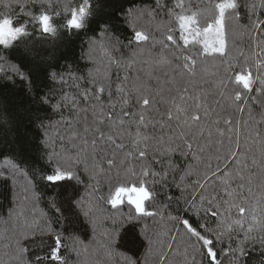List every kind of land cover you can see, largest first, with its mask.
Masks as SVG:
<instances>
[{
  "label": "trees",
  "instance_id": "trees-1",
  "mask_svg": "<svg viewBox=\"0 0 264 264\" xmlns=\"http://www.w3.org/2000/svg\"><path fill=\"white\" fill-rule=\"evenodd\" d=\"M81 2L82 0H0V15L11 14L15 21L27 23L29 33L19 37L7 48L0 46V264H17V247L25 250L23 259L27 264H61L49 256L57 235L62 238L61 257L67 264H126V258L138 260L139 264H162L157 256L148 255V241L142 231L145 225L148 226V235L154 239L162 228L169 229L172 234L183 231L179 224L174 225L168 220L169 215L179 216L181 219L190 218L193 225L216 226L215 218L203 212L197 215L189 211L185 203L186 199H192V184L197 179L196 175L185 176L189 166H198L191 153L177 150L164 154L155 148L156 138L163 136L166 139L179 131L177 121L167 120L169 105L161 101L160 97H157L156 105L147 113V127L140 128L141 132L154 138L149 142L148 155L143 161H132V165L137 170L141 165H146L154 172L161 173L163 178L156 177V183H153L152 177H148V186L155 192V196L147 202V207L149 210L159 209L163 219L158 215L139 222L129 221L127 217L132 207L125 201L117 212V209L101 200L100 197H106L111 190L108 179L103 175L98 177V182L91 179L83 165L80 166L79 182L73 180L52 185L42 179L49 172L47 159L54 149L60 152L62 149L78 148L81 143L79 140L75 143L70 140V128L81 136L85 135V127H99L106 135H114L117 143L125 145L123 151L118 152L117 159L122 158L123 152L130 150V136L125 134L121 138L108 122L96 125L94 121L101 111L105 115L112 113L115 117H119L122 110L139 113L140 107L134 95L129 104L121 103L117 85L124 83L125 76L129 77V84L133 77L149 79L146 75L148 66L142 61L149 58V53L152 56L159 54L161 48L151 41L142 45L146 51L131 68H118L110 63L109 57L128 60L136 49L133 41L134 28L160 40L157 25L161 20L168 19L166 9L175 0H160V4L165 7H158L157 0H89L90 14L86 17L85 27L69 30L64 27V6L67 4L76 7ZM212 2L213 0H185L193 11L202 10ZM260 2L261 0H239L240 27L230 26L228 37V52L231 57H235V72L244 71L245 56L255 53L256 56L252 57L254 60L260 55L261 46H264L261 44L264 41V27L252 28L253 22H264V7H256L254 12L246 7L249 4L259 5ZM130 10L133 11L132 17L129 16ZM145 10L156 13L155 17L143 15ZM40 11H47L52 17L55 34H43L38 23L31 16L25 15L28 12L38 15ZM56 12L60 15H55ZM176 34L178 36V29ZM105 51L108 55H105ZM241 52L243 55H240ZM165 54L170 55L167 52ZM193 54L195 55L194 50ZM173 63H176L174 58ZM206 66L209 74L204 76L203 83L195 89L206 94L210 113L202 123L211 126L212 135L209 136L205 131L198 141L205 146V151L201 154L205 163L209 156L217 154V141L221 137L216 128L225 130L227 135L228 126L223 123L224 119L239 122L241 147L247 141L253 144V152L259 156L253 143L257 132L264 137V96L256 91L260 87L259 81L254 80L250 90H244L242 85L234 83V77L229 82V91L239 90L248 98V110L239 112L228 106L215 85V80L224 76L220 60L209 59ZM152 71L153 77L158 76L161 82L172 75L163 68ZM251 73L254 78L261 74L256 67L251 68ZM62 78L64 82H61ZM150 84L155 91L154 78L150 80ZM101 85L104 86V91L96 93L94 90ZM85 90L90 97L88 99L83 96ZM65 95L70 98L68 102L62 100ZM173 95L176 93H169L166 86L163 93L165 100ZM72 100L76 102L75 110ZM57 104L59 107L54 109L53 105ZM200 114L203 116V113ZM130 120L131 117L125 118V128L127 132L134 134L137 128L135 124L128 123ZM212 121L219 123L212 125ZM245 121L248 122L246 127ZM94 135L99 138L100 132H95ZM92 138L93 133L90 131L87 139L91 141ZM100 143L111 156L112 146L105 141ZM217 163L215 159L211 160L213 170ZM248 163H251L250 159ZM199 167L202 168L203 165ZM253 171L259 174L258 169ZM165 172L167 175L163 176ZM109 175L112 177V184H116V170L113 169ZM182 176H185L184 181H181ZM238 183L239 181L232 182V188H236ZM262 193L264 188H261V181L257 178L251 194L246 187L243 195L251 205ZM218 195L227 199L223 192ZM77 201L80 202L79 205L76 204ZM89 206H93L94 210L90 216H85L84 210ZM233 216H236L235 210ZM25 223L32 226L27 231H22ZM49 224L51 227H46ZM254 237L244 241L243 231L225 234L215 243L218 260L221 264H264V233L255 232ZM167 240L171 242V236ZM239 241L244 242L240 244ZM237 247L242 248V252L233 255L232 250ZM155 248L159 250V243ZM164 251L169 256L168 264H183L182 256L173 255L166 246ZM180 251H183V247ZM199 259L197 256V260Z\"/></svg>",
  "mask_w": 264,
  "mask_h": 264
},
{
  "label": "snow or ice",
  "instance_id": "snow-or-ice-1",
  "mask_svg": "<svg viewBox=\"0 0 264 264\" xmlns=\"http://www.w3.org/2000/svg\"><path fill=\"white\" fill-rule=\"evenodd\" d=\"M157 6L165 7L160 4V0H157ZM49 7H51V3H49ZM90 7L89 0H82L76 7L66 4L63 9L66 14L64 27L69 30L84 28L86 17L90 14ZM246 7L254 12L256 7H264V0H261L259 5L249 4ZM239 8V0H213L206 8L193 11L192 6L186 4L185 0H175L172 6L166 9L168 19L161 20L157 25L161 35L160 40L157 41L150 33L134 28L133 41L136 44V49L128 60H114L111 57L109 60L118 68H131L146 51L142 45L149 41L160 45L159 54L152 56L149 53V58L142 61L148 66L149 70L146 75L149 79H141L137 76L133 77L129 84V77L125 76L124 83L117 85L121 103L129 104L131 96L134 95L140 111L133 113L122 110L119 117H115L112 113L105 115L101 111L99 117L94 121L96 125L108 122L112 129L118 131L121 138L125 134L130 136V150L123 152L122 158L117 159L118 152H122L125 145L117 143L114 135H106L100 131L99 127H85L84 136L72 128L69 129L72 132L70 140L73 143L76 140L81 141L78 148L62 149L60 152L54 149L48 155L47 163L50 168L48 174L42 176V179L49 184L56 185L60 182L73 180L79 182L80 166L83 165L84 171L90 173L91 179L98 182V177L101 175L108 179L111 190L106 197L101 196V200L113 209H117L118 212L119 206L123 205L126 199L127 204L132 207V211L128 213L127 217L129 221L139 222L142 219L154 218L158 215L163 219V214L159 209L149 210L147 207V202L155 196V192L148 186V177H152L153 183H156V177L163 178L161 173L154 172L146 165H141L137 170L132 165V161L145 160L150 148L149 142L154 139L140 131L141 126L146 128L148 125V111L156 105L157 97L167 103L169 105L166 111L167 120L177 121L176 127L179 131L167 136L166 139L163 136L156 138L155 148L164 154L177 150L191 153L198 166H189L185 176L196 175L197 179L192 184L193 197L191 200L186 199L185 203L188 205L189 211L197 215L203 212L215 218L216 226L213 228L203 224L193 225L190 218L181 219L179 216L169 215L168 220L174 225L179 224L183 231L172 234L169 229L162 228L154 239L148 235V226L145 225L142 231L148 241V255L157 256L162 264H168L169 259L168 253L164 251L165 246L173 255L182 256L183 264H221L215 251V243L225 234L231 235L233 231H243L244 241H247L255 238V232L264 233V193L251 205L243 195L246 187L251 194L254 181L257 178L261 181V188H264V137H261L257 132L253 138L256 151L259 153L257 156L256 152H253V144L245 141L244 146L241 147L239 122L224 119L223 123L228 126L227 135L225 130L216 128V132L221 137L217 141L219 147L215 156L207 158V163L201 155L205 151V146L198 143L205 131L209 136L212 135L211 126L202 123L210 115L206 94L195 91L203 83L204 76L209 74L206 66L209 59L213 61L219 59L220 65L224 68V76L216 79L215 85L219 90V95L229 107L239 112L248 110L246 94L235 89L229 91L228 84L233 81V77L234 83L242 85L244 90H250L254 80H258L260 87L256 91L264 96V46H261L260 55L254 60L252 57L256 56L255 53H252V56H245L246 69L241 72L234 71L233 60L235 57H231L228 52L229 28L233 25L240 27L238 23L240 20ZM21 11H23V6H21ZM142 14L153 17L156 15L150 10H145ZM25 15L31 16L32 20L38 23L43 34H55L56 28L47 11H40L38 15L28 12ZM55 15L59 16L60 13L56 12ZM129 16H133L132 10L129 11ZM262 27H264V22L252 23L253 29ZM26 35H29L27 23L15 21L11 14L0 15V46L7 48L19 37ZM131 44L132 41L129 42V46ZM261 44L264 45V41ZM102 47L104 46L102 45ZM166 52L170 55H166ZM105 55H108L107 51H105ZM240 55L243 53L241 52ZM173 58L176 61L175 64ZM252 67H256L261 74L254 78L251 73ZM162 68L172 73L171 77L163 82L158 76L153 77L152 71ZM97 75H99V71H97ZM165 75L167 76V72ZM213 75H218V73H213ZM54 77L55 74H53ZM153 78L156 80L155 91L150 84V80ZM61 82H64L63 78ZM166 86L169 93L173 91L176 93L167 100L163 96ZM94 91L102 93L104 86L101 85ZM83 96L86 99L90 98L87 90ZM97 99H99L98 95ZM62 100L68 102L70 98L65 95ZM71 102L75 110L76 102L74 100ZM58 107L59 104L53 105L54 109ZM200 113H203V116ZM126 117H131L129 124L136 125L137 131L134 134L126 131ZM218 123L219 121L211 122L212 125ZM247 123V121L244 122L245 127ZM90 131L93 133L91 141L87 139V133ZM98 131L100 136L96 138L94 134ZM45 136H47V132ZM225 139L227 143H225ZM101 141L112 146L111 156L107 154L104 145L100 143ZM45 143L47 144V141ZM250 153L251 155H249ZM213 159L218 162L215 170L211 165ZM249 159L251 163H248ZM221 164H223V168H221ZM199 165H203V167L200 168ZM113 169L116 170V184H112V177L109 175ZM253 169H258L259 174L257 175ZM166 175L165 172L163 176ZM185 176L181 177V181H184ZM234 181H239L236 188L231 186ZM220 192L225 193L227 199L219 196ZM76 204L79 205L80 202L77 201ZM93 210V206H89L87 210H84V215L90 216ZM233 210L236 211V216H233ZM33 223L35 222L33 221ZM31 226V224L25 223L22 226V231H27ZM46 227L50 228L51 225H46ZM169 236H171V242L167 240ZM244 241H239V243L242 244ZM262 241H264V237H262ZM157 243L160 245L159 250L155 248ZM62 244L61 236L57 235L55 246L49 250V256L54 261L67 264L61 257ZM181 247H183L182 252L180 251ZM24 251L17 247L15 256L17 264H27L23 259ZM85 251H87V246H85ZM236 252H242V248L237 247L232 250L233 255ZM197 256L200 257L199 260H197ZM126 264H139V261L126 258Z\"/></svg>",
  "mask_w": 264,
  "mask_h": 264
},
{
  "label": "water",
  "instance_id": "water-1",
  "mask_svg": "<svg viewBox=\"0 0 264 264\" xmlns=\"http://www.w3.org/2000/svg\"><path fill=\"white\" fill-rule=\"evenodd\" d=\"M125 201H126V199H125ZM127 202V201H126Z\"/></svg>",
  "mask_w": 264,
  "mask_h": 264
},
{
  "label": "rangeland",
  "instance_id": "rangeland-1",
  "mask_svg": "<svg viewBox=\"0 0 264 264\" xmlns=\"http://www.w3.org/2000/svg\"><path fill=\"white\" fill-rule=\"evenodd\" d=\"M23 41V40H22Z\"/></svg>",
  "mask_w": 264,
  "mask_h": 264
}]
</instances>
